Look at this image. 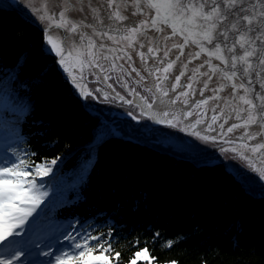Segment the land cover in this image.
Segmentation results:
<instances>
[{
    "label": "snow or ice",
    "instance_id": "1",
    "mask_svg": "<svg viewBox=\"0 0 264 264\" xmlns=\"http://www.w3.org/2000/svg\"><path fill=\"white\" fill-rule=\"evenodd\" d=\"M80 11L78 22L66 18L63 9L47 12L49 28L78 38L79 48L56 51L59 63L63 66L75 52L81 79L83 68L90 67L108 89L85 92L76 74L69 73L80 96L129 105L138 110L128 112L137 122L147 119L206 142L225 138V143H239L240 148L232 150L258 174L259 179H250L260 189L242 191L264 200V0H87ZM86 28L91 34L81 31ZM47 42L56 49L51 37ZM202 55L206 59L194 65ZM112 73L126 95L107 83ZM17 78L15 67L0 75V100L8 98L7 89ZM225 88L231 91L222 97ZM206 92L211 95L205 96ZM209 101H222L224 106L217 102L207 108ZM224 107L230 111L225 113ZM11 110L24 116L31 105ZM20 116L10 128V143L0 149V264L33 260L34 264H113V260L119 264L121 254L113 248L112 232L98 231L99 224L75 216L65 222L50 211L49 228L42 232L33 228L48 202L43 178L59 158L36 163L31 161L34 152L18 150L23 139ZM90 164L91 160L83 166L80 185L86 183ZM138 258L151 259L146 247L127 264H136Z\"/></svg>",
    "mask_w": 264,
    "mask_h": 264
},
{
    "label": "trees",
    "instance_id": "2",
    "mask_svg": "<svg viewBox=\"0 0 264 264\" xmlns=\"http://www.w3.org/2000/svg\"><path fill=\"white\" fill-rule=\"evenodd\" d=\"M44 38L20 12L0 6V75L14 67L18 75L8 98L0 100V142L7 147L20 116L11 109L28 103L18 150L34 152L36 163L59 158L43 178L49 197L33 228L46 231L50 211L65 222L75 216L99 224L98 231L112 232L119 264L145 247L151 259L136 264H264V200L245 195L222 163L199 165L163 143L152 127L139 131L116 119L113 102L89 96L87 105L44 48ZM101 119L120 131L133 130L135 138L95 139Z\"/></svg>",
    "mask_w": 264,
    "mask_h": 264
},
{
    "label": "water",
    "instance_id": "3",
    "mask_svg": "<svg viewBox=\"0 0 264 264\" xmlns=\"http://www.w3.org/2000/svg\"><path fill=\"white\" fill-rule=\"evenodd\" d=\"M0 4L7 7L8 9L17 10L22 15H25V17H27L28 20H30L42 32H44V37H45L44 46H48L51 48L52 53L57 58V64L60 70L62 71L65 77H70L69 83L73 84L72 76H70L69 73H74L76 74L77 83L81 85V87L84 89L85 92L94 91L96 88H103L105 91H108L106 85L104 83L99 82L98 78L92 74L93 69L90 67L85 66L83 68L82 71L83 79H81V74H77L80 71V64L76 60L75 52H73L72 58H66L65 64L63 66L59 63L60 57L56 55V51H60L61 49L67 50L69 48H79V44L76 43L78 38L77 36L68 33L63 29H57L55 27L49 28V16L47 15V12L49 10L55 11L57 9H63L65 11L66 18L78 22L80 21L83 15L80 9L86 7L87 5L86 0H0ZM42 14L44 16L43 19H41ZM40 26H42L44 30ZM81 31H84L88 34H91L92 32L91 29H87V28L82 29ZM149 35H154V33H149ZM48 37H51L53 40V44L56 45L55 50H53L52 45L48 44L47 42ZM176 39L179 40V37H177ZM188 50L189 49H185L186 52ZM192 50L195 51L198 49H195L193 47ZM81 51H83V49H81ZM109 59H111V57H109ZM204 59H206V57L202 55L200 60L194 61L193 64L198 65ZM192 66L193 65H190L189 68L191 69ZM65 68H67L68 71H65L64 70ZM204 79H206V77ZM115 80H116V74L112 73L111 79H109L107 83L113 84V86L116 88L118 92L121 93V95H126L124 90L118 84L115 83ZM216 83H217L216 79L213 78L212 85H215ZM197 87L198 85L194 83L193 88L195 89ZM137 90L139 91V89ZM230 91H231L230 88H225V90L222 93H220V95L222 97H226L228 96ZM77 92L78 95L80 96L79 88H77ZM142 95L147 96L148 94L142 93ZM208 95H211V93L206 92L205 96ZM87 97H86L87 99L84 97H82V99H84L86 104L89 105L91 98L89 96ZM217 102L221 103L222 107L224 106L222 101H209V104L206 105L205 107L210 108ZM113 104L114 105H112L111 115L115 114L116 119L124 120L126 125L129 124L128 126L130 128L131 126H133L135 129L138 128V130L140 131L141 129L148 130L147 128L152 127L153 129L156 130L154 132L160 134L159 137H161V141H163V143L171 145L174 148L175 147L178 148V150H180L181 152H183L184 154H186L187 156H189L190 158L196 161H223L245 183H247L248 185L254 188L259 189L258 186L251 183V179H250V178L259 179L258 174L251 171V169L247 167V162L245 160H242L239 157V155H237V153L232 150V149H239L240 148L239 143H234V144L225 143L224 142L225 138H221L216 141L209 140L206 142L194 136H189L185 132L179 131L178 129L166 127L162 124H155L147 119L141 118L140 121L137 122L135 120H132L131 117L128 116V112L130 110L132 111H138V110L131 109L129 105H125L120 102L114 101ZM232 106L235 107V105ZM117 109H119L120 112L122 111V114L119 111L117 112L118 114H116L115 111ZM224 111L225 113H228L230 111L229 107H224ZM106 116H107L106 118H108L110 115H106ZM101 120L112 123L109 120H105V119H101ZM141 122L144 123L143 125L144 128L142 127ZM136 123H138L139 125H137ZM229 123H232V121H229ZM239 131H242V129L238 130V132ZM132 132L134 131L132 130ZM210 135H215V133H210ZM228 136L230 137L232 136V134H228ZM251 143H255V141H251ZM222 148H227L229 150L222 151L221 150ZM261 183H264V181H262Z\"/></svg>",
    "mask_w": 264,
    "mask_h": 264
},
{
    "label": "rangeland",
    "instance_id": "4",
    "mask_svg": "<svg viewBox=\"0 0 264 264\" xmlns=\"http://www.w3.org/2000/svg\"><path fill=\"white\" fill-rule=\"evenodd\" d=\"M1 7L3 8H7L3 5L0 4ZM8 9V8H7ZM44 34V32H43ZM44 48L51 52V48L48 47V46H44ZM67 81L69 82L70 80V77H66ZM70 86H71V89L78 95V92H77V88L75 85L69 83ZM123 131H120L118 128H116L115 125H113V123H110V122H107V121H103L101 120L98 127L95 128L94 130V136H95V139H100L101 137L103 136H108V135H123L125 134L124 136L126 137H131V138H135V136L133 135L134 132L132 131H127V132H123ZM5 145L3 143L0 142V149H2ZM194 160V159H193ZM197 164L199 165H202V164H214V163H222L224 165V167L229 170L237 179L238 181L242 184V186L244 188H246L249 192H259L260 190L257 189V188H254L250 185H248L247 183H245L235 172H233L223 161H196L194 160ZM30 264H34V260L33 261H30Z\"/></svg>",
    "mask_w": 264,
    "mask_h": 264
},
{
    "label": "bare ground",
    "instance_id": "5",
    "mask_svg": "<svg viewBox=\"0 0 264 264\" xmlns=\"http://www.w3.org/2000/svg\"><path fill=\"white\" fill-rule=\"evenodd\" d=\"M22 12V11H21ZM24 17H25V15H23ZM27 18V17H26ZM28 19V18H27ZM43 30H44V28L42 27V26H40Z\"/></svg>",
    "mask_w": 264,
    "mask_h": 264
},
{
    "label": "flooded vegetation",
    "instance_id": "6",
    "mask_svg": "<svg viewBox=\"0 0 264 264\" xmlns=\"http://www.w3.org/2000/svg\"><path fill=\"white\" fill-rule=\"evenodd\" d=\"M87 1V0H86Z\"/></svg>",
    "mask_w": 264,
    "mask_h": 264
}]
</instances>
